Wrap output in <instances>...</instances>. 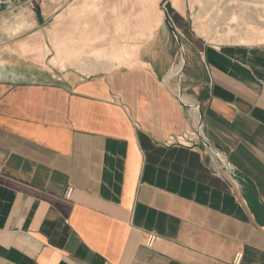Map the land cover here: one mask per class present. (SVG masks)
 I'll return each instance as SVG.
<instances>
[{"label": "crops", "instance_id": "0c3cea01", "mask_svg": "<svg viewBox=\"0 0 264 264\" xmlns=\"http://www.w3.org/2000/svg\"><path fill=\"white\" fill-rule=\"evenodd\" d=\"M171 7L145 66L0 69V264H264V42Z\"/></svg>", "mask_w": 264, "mask_h": 264}, {"label": "rangeland", "instance_id": "374dc122", "mask_svg": "<svg viewBox=\"0 0 264 264\" xmlns=\"http://www.w3.org/2000/svg\"><path fill=\"white\" fill-rule=\"evenodd\" d=\"M209 1L210 2H208V0H181V6L178 10L187 17L190 29L196 37L215 45L259 42L256 39H252L249 42L239 41V38H246L247 36L253 37V35L264 31V22L259 20L262 9L243 8L234 3V1L237 0H224V2L218 0L216 5H214L215 2L212 3L211 0ZM83 3L84 0H0V69H12L11 67L20 62L29 61L30 64L34 63L40 65L43 69L50 70L52 73L59 76L66 75L67 71L75 70L78 73L88 75L96 72H106L124 66H145V63L142 61L143 64L123 63L121 66L117 67L114 63L120 60L123 61L122 59L119 61L114 60L112 64L109 61L103 60L104 57L101 56L103 55V50L101 51L98 47L95 48L96 51L91 52V47L88 46L89 49L87 48L90 42L94 43V35H89L87 41L84 40L86 37H84V39L80 38L82 42L80 39L77 41L78 46L81 48L86 46L88 57H85L86 54L84 55L86 61H84L83 64H69L67 62L64 68L60 66L61 60L56 57L55 47H53L55 45L53 44H56L57 40L62 39L65 41L70 31L76 28L73 21L78 20L75 18L80 17V12H83ZM88 3L91 4V2ZM119 3L121 4V1H119ZM171 4V0H160L158 4V8L162 10V21L160 25L164 23L165 9L170 8ZM69 9L76 10L72 11L70 14ZM110 12L111 11H108V13ZM79 25L80 27L84 26L82 22L78 24V26ZM160 25L154 29H146L142 34L137 32L131 35L132 38H130V43L133 44V47L136 48L135 50L137 51L134 50L135 57L133 59L138 57L142 60V50L146 44L154 38ZM110 26L113 27V30L117 28L115 25ZM167 26L170 28V25L167 24ZM229 28L233 30V33L227 35ZM138 31L141 33L140 30ZM36 34H41L44 46L49 49V53L46 57H44L42 53L21 52L16 49L21 40ZM170 34L173 35V33ZM51 37L54 38L56 42ZM173 38L175 39L174 45H176V50L183 49L184 45L179 38L178 43L175 35H173ZM92 46L95 47L96 45L93 44ZM83 52L85 51L83 50L82 53ZM135 53H138V55ZM62 59L68 60L66 56H63ZM123 59L125 60V58ZM87 64H90V66ZM180 67L181 66H179L177 70L171 71L170 77L180 76ZM191 131L193 130L189 132ZM194 141L199 144V139L194 138Z\"/></svg>", "mask_w": 264, "mask_h": 264}, {"label": "bare ground", "instance_id": "6f19581e", "mask_svg": "<svg viewBox=\"0 0 264 264\" xmlns=\"http://www.w3.org/2000/svg\"><path fill=\"white\" fill-rule=\"evenodd\" d=\"M119 1H121V4ZM217 1L218 0H211L212 3L215 2L214 5H216ZM222 1L224 2V0ZM88 2H91V4ZM159 2L160 0H84L82 7L83 12H80V17L75 18L78 20L73 21L76 28L70 31V34L65 41L61 39L57 40L56 44H53L55 45L53 47H55L56 57L61 60L60 66L64 68L67 62L69 64H83L84 61H86V58H84L85 54V57H88L86 46L82 47V49L78 46L77 41H79L80 38L84 39V37H86L84 40L87 41V37H89V35H94L95 38L93 37L94 43L90 42V44L87 45V48L89 49V47H91L90 51L92 52L96 51L95 48L99 47L101 51L103 50V53L101 52L103 54L101 56L104 57L103 60L109 61L112 64L114 63V60L119 61L122 59L123 61L120 60L119 62L114 63L117 67L121 66L123 63L143 64L140 58L136 57L133 59L135 57L134 52L136 51V48H134L133 44L130 43V38H132V34L137 32L142 34V32L146 29H154L160 25L162 21V10L158 8ZM208 2L210 1L208 0ZM171 3L176 9H179L181 6V0H171ZM234 3L243 8L262 9L259 20L264 22V0H237L234 1ZM74 10L69 9V13L71 14ZM108 11L111 12L108 13ZM81 19V22L84 25L83 27H80V25L78 26V24H81ZM110 25H115L117 28L113 30V27ZM138 30H140L141 33ZM231 33H233V30L229 28L227 35ZM52 39L54 40V38ZM252 39L264 42V31L253 35V37L247 36L246 38H239V41L249 42ZM93 44L96 46L93 47ZM16 49L21 52H30L35 54L42 53L44 57H46L49 53V49L44 46L41 34H36L27 39L25 38L24 40H21ZM83 50L85 52L82 53ZM136 55H138V53ZM63 56H66L68 60H63ZM123 58H125V60ZM90 64L87 65L90 66Z\"/></svg>", "mask_w": 264, "mask_h": 264}, {"label": "built area", "instance_id": "2783aa9c", "mask_svg": "<svg viewBox=\"0 0 264 264\" xmlns=\"http://www.w3.org/2000/svg\"><path fill=\"white\" fill-rule=\"evenodd\" d=\"M194 138L200 140V135L198 134L197 131L193 130V131L188 132V133H186V134H184L182 136L170 137L167 140L166 144H169V145L180 144V145L196 146L197 143H195ZM157 238H158L157 233H155L153 231L148 233L146 244L149 247H152L154 245V243L156 242ZM241 257H242L241 253H238L236 255V257H235L234 263L235 264H239L240 260H241Z\"/></svg>", "mask_w": 264, "mask_h": 264}]
</instances>
